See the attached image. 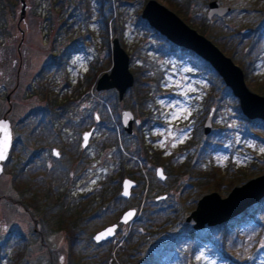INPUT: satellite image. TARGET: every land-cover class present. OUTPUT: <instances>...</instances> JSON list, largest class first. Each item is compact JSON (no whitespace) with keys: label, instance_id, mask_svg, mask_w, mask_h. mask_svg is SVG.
<instances>
[{"label":"rangeland","instance_id":"rangeland-1","mask_svg":"<svg viewBox=\"0 0 264 264\" xmlns=\"http://www.w3.org/2000/svg\"><path fill=\"white\" fill-rule=\"evenodd\" d=\"M156 1L216 45L248 89L264 96V0H218L229 10L210 18L209 0ZM145 2L25 0L18 21L19 0H0V51L11 54L7 83L18 75L21 87L0 174V264H264V197L212 226L184 221L202 194L224 197L264 172V124L244 117L203 59L147 24ZM113 37L133 75L121 99L113 88H94L110 68ZM122 109L132 113L131 133L122 128ZM85 130L91 133L81 147ZM123 177L135 182L126 198ZM129 207L133 221L118 223L104 242L91 239ZM143 208L153 212L149 228ZM128 232L130 260H123Z\"/></svg>","mask_w":264,"mask_h":264},{"label":"water","instance_id":"water-1","mask_svg":"<svg viewBox=\"0 0 264 264\" xmlns=\"http://www.w3.org/2000/svg\"><path fill=\"white\" fill-rule=\"evenodd\" d=\"M25 0H19L18 21L23 19L25 14ZM229 10L228 6L220 5L218 0H209L207 2L206 16L222 15ZM140 16L144 18L147 24L160 33L173 45L190 50L195 55L203 59L221 78L223 84L228 87L231 94L236 97L241 113L247 119H258L264 124V96L257 94L248 89L244 82L242 70L228 56L223 54L219 48L214 45L209 39L198 33L195 29L183 22L173 11L168 9L163 4L156 0H146ZM19 23V22H18ZM17 23V24H18ZM249 29H243L242 32H247ZM110 57L111 64L108 71L101 72L95 80V90L113 88L116 91L117 98L121 99L125 90L133 83V75L128 68V55L120 46L118 39L113 37L110 41ZM210 113L206 117L202 131H209ZM120 121L122 128L131 133L132 113L127 109L120 111ZM137 123V120H135ZM0 125L6 126L3 131H0V142L3 143L5 150L4 159H0V173L2 165L6 159L10 143L11 131L8 120L0 118ZM91 130H86L81 134V146H84L85 135L87 139ZM51 153L57 156V149L52 148ZM155 175L159 179H164V174L160 166L155 168ZM127 182V183H126ZM135 185V182L128 177H123L120 182V196L126 198L129 196L130 188ZM127 192V195L124 193ZM165 194L158 195L154 199L164 198ZM264 197V172L246 179L238 185H234L226 196L221 197L216 191H210L202 194L195 203L193 209L184 216V221H192L191 227L198 229L203 225L212 226L226 221L237 216L241 211L251 205H255L261 198ZM135 208L129 207L121 212L117 222H113L103 226L91 235L94 242H102L110 239L116 231L118 223H130L136 217ZM132 213L125 220L126 214ZM113 229L111 234L97 240L96 237L105 233L106 230Z\"/></svg>","mask_w":264,"mask_h":264},{"label":"flooded vegetation","instance_id":"flooded-vegetation-1","mask_svg":"<svg viewBox=\"0 0 264 264\" xmlns=\"http://www.w3.org/2000/svg\"><path fill=\"white\" fill-rule=\"evenodd\" d=\"M20 35H21L20 36V41H19L20 44L17 45V47H16V52L17 53H19V47L21 45V40L23 39V30H21V34ZM0 52H1V54L5 53L4 51H0ZM5 55H6L7 59H3L2 56L0 55V58L3 59V66L0 65V118L5 117L8 120V122H9L10 131H11V143H10V148H9V150H10L12 145H13L12 128H11L12 116L11 115H14L13 106L15 105V103H17L19 101L18 99L21 98V96L17 95V91L21 87L19 86V81L20 80L18 78V75L15 78V83L13 84V86L10 87V88L8 87V83L7 82L9 80L10 76H9L8 72L6 73V71L8 70V67L10 65V64H7V61L10 59L11 54H6V53L3 54L4 57H5ZM20 55L21 54H18V58H20ZM12 62H13V60H12ZM95 119H96V117H95ZM81 139H82V137H81ZM80 145H81V142H80ZM84 146H81V147H84ZM53 148H55V147H53ZM55 149H57V148H55ZM57 153H58V150H57ZM8 155H7V157H8ZM57 156H54V157H57ZM7 157H6V159H7ZM3 164H4V162H3ZM2 168H3V165H2ZM1 172H2V170H1ZM2 229H4V225H2Z\"/></svg>","mask_w":264,"mask_h":264},{"label":"trees","instance_id":"trees-1","mask_svg":"<svg viewBox=\"0 0 264 264\" xmlns=\"http://www.w3.org/2000/svg\"><path fill=\"white\" fill-rule=\"evenodd\" d=\"M104 22H105V19H104ZM6 53V52H5ZM9 53H10V51H9ZM260 200H262V198L260 199ZM259 200V201H260ZM143 210V212H142V214H141V212H140V218H141V221L143 222V224H145V227L147 228H149L150 226H148L147 225V218H148V216L150 215V214H152L153 212L150 210L149 211V213L146 215L144 212H145V208H143L142 209ZM45 211H46V209H45ZM143 215H144V217H143ZM143 217V218H142ZM139 218V219H140ZM149 218H151L152 219V215L149 217ZM137 230H138V232L140 233L141 231H140V229H138V227H137ZM75 231H76V229H75V225L73 224V226L70 228V230H68V232H70L71 234H72V237L71 238H73L72 240H74L75 238V235H74V233H75ZM132 237H133V234H132V232H128L126 235H125V237L122 239V246L120 247V256H121V258L124 260V259H128V260H130V254H131V251H129L127 248H126V245H127V241L128 240H130V239H132ZM221 248H220V250H221V252L222 251H224V247H225V245H223V243L221 244V246H220ZM172 254V252L170 253V255ZM164 255H165V252H164ZM228 256V255H227ZM129 257V258H128ZM154 261L155 260H152V261H150V263H154ZM168 262H170V261H168ZM149 263V264H150Z\"/></svg>","mask_w":264,"mask_h":264},{"label":"snow or ice","instance_id":"snow-or-ice-1","mask_svg":"<svg viewBox=\"0 0 264 264\" xmlns=\"http://www.w3.org/2000/svg\"><path fill=\"white\" fill-rule=\"evenodd\" d=\"M6 126H3V125H0V131H3V129L5 128ZM85 141H87V134L85 135ZM260 151L264 152V148H261ZM4 156H5V150H4V147H3V143L0 142V159H4ZM127 183V182H126ZM125 195H127V192L124 193ZM132 215V213H128L126 214V217H125V220H127L128 217H130ZM113 231V229H108L106 230L105 233H101L99 234L96 239L97 240H100L102 238H104L106 235L108 234H111V232ZM264 246V245H262ZM199 259V257L197 258Z\"/></svg>","mask_w":264,"mask_h":264}]
</instances>
